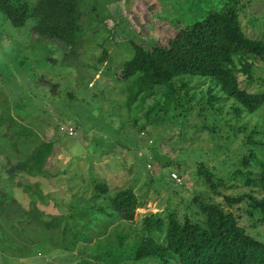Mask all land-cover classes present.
Returning a JSON list of instances; mask_svg holds the SVG:
<instances>
[{"label": "rangeland", "instance_id": "obj_1", "mask_svg": "<svg viewBox=\"0 0 264 264\" xmlns=\"http://www.w3.org/2000/svg\"><path fill=\"white\" fill-rule=\"evenodd\" d=\"M28 1L32 7L37 2ZM177 1L79 0L86 12V36L83 49L69 62L63 61L68 50L63 42L33 33L35 17L16 26L0 9V117L4 114L0 119V170L8 161L16 163L25 159L43 141H53L56 151L50 159L51 176L24 177V181L41 183L43 200L12 186L1 171L0 190H7L27 208L33 199L38 200L47 219L68 216L70 227L99 217L93 225L80 224L88 237L78 240L76 246L77 239L69 232L63 234L62 228H44L35 222L18 225L19 230L12 229L9 224L13 216L0 214V237L7 239L5 245L0 243V264L96 261L92 256L98 251L97 244L117 242L118 232L131 235L136 229L140 232L147 214L159 213L165 217L177 209L183 219L186 213L196 214L198 208L191 200L198 193L224 202L222 194L251 189L246 186L231 189L233 181L229 180V186L221 187L222 194H217L197 172L203 162L218 176L226 175L249 148H244L246 135L256 125L264 126V105L242 119L240 125L245 124L247 129L236 133L230 127L234 120L225 123L223 118L216 130L210 129V124L219 118L213 112H206L207 116L202 117L198 109L186 117L178 115L179 108L168 114L157 111L158 119L147 122L145 112L155 102L154 97L147 100L142 111L125 106L128 82L117 80L114 74L133 57V42L149 46L158 40L167 42L174 34L176 19L181 24L189 23L191 10L184 7L186 0L178 4ZM244 8V29L249 36L258 37L261 27L264 32V24H250L249 20L256 11L264 19V0H253ZM106 49L110 54L102 63L99 58ZM258 63L254 81L239 73L241 86L252 92L264 90V63ZM184 80L190 81L191 86L179 94L186 97L196 93L199 97L206 96L203 90L212 79L187 75ZM230 104L226 105L227 110ZM12 117L14 122L10 124L8 119ZM62 125H73L76 134L71 136L62 131ZM21 126H28L38 136L16 137ZM227 135L230 139H225ZM228 152L232 154L229 156ZM172 173H177L180 180L173 179ZM100 182L109 186L111 196L128 186L143 196L146 203L138 210L136 221L106 217L89 207L107 200L95 199V186ZM226 208L235 211V208ZM246 214L249 213H241V224L254 234H264V222L256 225ZM17 231H21V237ZM63 236L66 243H61ZM125 241L129 243L131 237ZM12 242L23 251L13 249Z\"/></svg>", "mask_w": 264, "mask_h": 264}, {"label": "trees", "instance_id": "obj_2", "mask_svg": "<svg viewBox=\"0 0 264 264\" xmlns=\"http://www.w3.org/2000/svg\"><path fill=\"white\" fill-rule=\"evenodd\" d=\"M246 1L198 0L194 8L195 0H186L184 7L191 10L189 23L181 24L180 19H176L173 22L174 34L167 42L158 40L149 46L132 41L133 57L114 74L117 80L128 82L125 106L142 111L147 100L154 97L155 102L145 112L147 122L152 118L158 119L160 111L168 114L172 109L179 108L178 115L186 117L189 112L198 109L202 117L207 116L206 112H213L219 118L215 124H210V129L213 127L216 130L222 120L225 123L234 120L230 126L234 132H245L247 127L240 125V121L264 105V90L252 92L244 89L239 79V73H244L250 81H254V68L258 62L264 63L263 28H260L261 32L259 30L261 35L251 37L243 26L244 7L253 0ZM0 9L16 26L35 17L37 23L32 28L33 33L59 40L68 47L64 62H69L83 49L87 19L79 0H37L33 7L28 0H0ZM260 15V12H254L250 24H264ZM109 54L106 49L99 58L100 62H105ZM187 75L212 79L207 89L203 90L206 96L197 97L195 93L186 98L179 94L191 86L190 81L184 80ZM179 81H182L180 85ZM228 103H231L229 110L226 109ZM8 121L12 124L13 117ZM24 136L35 138L38 134L28 126H21L16 137ZM226 137L230 139V135ZM246 137L244 148H249L226 175L218 176L203 162L197 175L217 194H222L221 187L229 186V180L233 181L229 188L246 186L251 188L248 192L222 194L224 202L204 198L198 193L191 200L198 208L196 214L186 213L183 219L177 209L165 217L159 213L147 214L143 217L140 232L138 229L133 235L118 232L117 242L95 246L98 251L92 257L96 261L83 259L82 264H144L147 261L161 264H264V234H254L241 224V213H249L246 216L256 225L264 222V126L256 125ZM55 152L53 141H43L25 159L16 163L8 161L0 171L8 176L12 186L43 200L41 183L24 181V177L51 176L49 164ZM95 192V199L107 200L104 204L96 202L89 207L106 217L125 222L136 221L138 210L146 203L132 186L111 196L109 186L100 182L96 184ZM0 193V214L13 216L10 228L19 230L18 225L35 222L44 228H62L63 234L69 232L77 239L76 246L88 237L80 224L93 225L99 219L96 216L70 227L68 216L47 219L36 199L27 208L7 190L1 189ZM244 203L248 206L242 207ZM225 205L235 208V211ZM17 232L21 234V231ZM127 237H131L129 243L125 241ZM64 238H61V243H66ZM6 240L0 237L2 245ZM12 245L13 249L23 251L18 244L12 242Z\"/></svg>", "mask_w": 264, "mask_h": 264}, {"label": "built area", "instance_id": "obj_3", "mask_svg": "<svg viewBox=\"0 0 264 264\" xmlns=\"http://www.w3.org/2000/svg\"><path fill=\"white\" fill-rule=\"evenodd\" d=\"M61 130L67 132L71 136L76 134V131L73 125H62ZM172 176L175 180L177 181L180 180V176L177 173H172Z\"/></svg>", "mask_w": 264, "mask_h": 264}]
</instances>
